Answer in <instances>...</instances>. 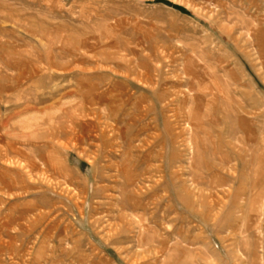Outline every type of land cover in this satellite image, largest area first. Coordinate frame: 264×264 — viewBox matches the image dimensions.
Segmentation results:
<instances>
[{
	"label": "rangeland",
	"instance_id": "374dc122",
	"mask_svg": "<svg viewBox=\"0 0 264 264\" xmlns=\"http://www.w3.org/2000/svg\"><path fill=\"white\" fill-rule=\"evenodd\" d=\"M0 187V264H264V0H0Z\"/></svg>",
	"mask_w": 264,
	"mask_h": 264
},
{
	"label": "bare ground",
	"instance_id": "6f19581e",
	"mask_svg": "<svg viewBox=\"0 0 264 264\" xmlns=\"http://www.w3.org/2000/svg\"><path fill=\"white\" fill-rule=\"evenodd\" d=\"M7 123H8V122H7ZM5 124H6V123H5ZM7 126H8V125H7ZM14 155H15V154H14ZM1 157H2V156H1ZM13 157H15V156H13ZM17 157H18V156H17ZM7 158H8V157H7ZM9 158H10V157H9ZM18 158H19V157H18ZM4 159H5V158H4ZM12 161H13V160H12ZM12 161H11V162H12ZM8 162H9V161H8ZM0 188H1V187H0ZM9 199H10V198H9ZM35 208H36V207H35ZM12 222H13V221H12Z\"/></svg>",
	"mask_w": 264,
	"mask_h": 264
}]
</instances>
